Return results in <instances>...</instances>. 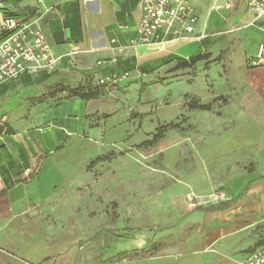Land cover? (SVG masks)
I'll list each match as a JSON object with an SVG mask.
<instances>
[{"label": "crops", "instance_id": "crops-1", "mask_svg": "<svg viewBox=\"0 0 264 264\" xmlns=\"http://www.w3.org/2000/svg\"><path fill=\"white\" fill-rule=\"evenodd\" d=\"M190 2L197 16L194 32L181 36L175 24L146 46L132 45L139 0H0V23L4 12L38 18L57 59L52 70L0 85V264L47 262L48 246L32 242L29 224L52 185L49 172L63 146L103 141L105 135L109 143L128 138L132 109L145 114V122L155 114L153 120L167 122L185 102L208 104L226 95L237 98V110L250 114L247 127L257 130V174L232 181L226 207L198 211L211 227L207 243L221 242L234 260L260 247L255 245L264 232V16L255 18L243 0ZM259 53L262 60L253 66ZM125 71L130 77L116 84L95 81Z\"/></svg>", "mask_w": 264, "mask_h": 264}, {"label": "rangeland", "instance_id": "rangeland-1", "mask_svg": "<svg viewBox=\"0 0 264 264\" xmlns=\"http://www.w3.org/2000/svg\"><path fill=\"white\" fill-rule=\"evenodd\" d=\"M190 102L206 104L185 102L167 122L132 109L128 138L72 140L57 151L29 224L32 242L48 246L47 262L35 264H240L221 242L207 243L198 209L230 202L232 181L257 174V130L235 97H215L208 109ZM259 235L255 247L264 246Z\"/></svg>", "mask_w": 264, "mask_h": 264}, {"label": "built area", "instance_id": "built-area-1", "mask_svg": "<svg viewBox=\"0 0 264 264\" xmlns=\"http://www.w3.org/2000/svg\"><path fill=\"white\" fill-rule=\"evenodd\" d=\"M243 1L254 12L255 18L264 16V0ZM139 4L141 17L137 24V36L132 45H153L158 31L167 32L175 24L179 25L176 32L181 36L194 32L197 16L190 0H139ZM37 20L38 18L25 20L12 15L2 19L1 25L6 35L0 40V85L24 73L52 70L55 67L57 59L51 54L43 31L36 25ZM261 60L259 53L258 58L251 63L256 66ZM129 77L127 71L109 72L97 76L95 81L99 85L108 86ZM218 195L224 196L223 193ZM187 197L192 200V194H188ZM240 264H264V246L247 253Z\"/></svg>", "mask_w": 264, "mask_h": 264}, {"label": "trees", "instance_id": "trees-1", "mask_svg": "<svg viewBox=\"0 0 264 264\" xmlns=\"http://www.w3.org/2000/svg\"><path fill=\"white\" fill-rule=\"evenodd\" d=\"M9 15H12V16H18V14H15V13H12V12H4L3 13V18L4 17H6V16H9ZM19 17V16H18ZM6 35V31L2 28V25H1V23H0V40L4 37ZM184 65V64H183ZM101 86H103V85H101ZM194 103H192V102H190V106L191 107H197V108H199V109H208V107H209V105L208 104H199V105H197V106H194L193 105ZM149 141H146V143H148ZM229 202H224V203H221L220 205H211V206H209V208H221V207H226L227 206V204H228ZM124 253L125 252H121V253H119V255H124Z\"/></svg>", "mask_w": 264, "mask_h": 264}]
</instances>
